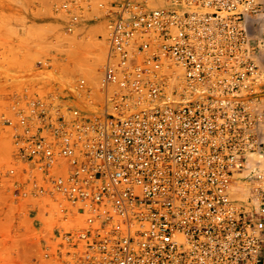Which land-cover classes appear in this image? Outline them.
<instances>
[{
    "label": "built area",
    "instance_id": "1",
    "mask_svg": "<svg viewBox=\"0 0 264 264\" xmlns=\"http://www.w3.org/2000/svg\"><path fill=\"white\" fill-rule=\"evenodd\" d=\"M74 6L60 5L72 12L67 31ZM262 7L121 0L109 9L98 113L54 94L12 100L3 121L24 177L17 193L68 206L44 258L262 264L264 72L251 22ZM237 178L249 186L243 203Z\"/></svg>",
    "mask_w": 264,
    "mask_h": 264
},
{
    "label": "rangeland",
    "instance_id": "2",
    "mask_svg": "<svg viewBox=\"0 0 264 264\" xmlns=\"http://www.w3.org/2000/svg\"><path fill=\"white\" fill-rule=\"evenodd\" d=\"M65 1L0 0V264H57L43 257V245L55 246L57 231L68 226L63 218L68 206L60 196L54 200L17 193L24 177L13 158L11 128L3 121L12 100L54 94L66 106L94 113L100 109L109 9L121 0H74L77 21L72 31H67L72 12L60 8ZM257 1L263 7L252 16V42L264 69V0ZM91 67L96 69L94 78ZM81 79L84 85L79 87ZM259 168L264 173V167ZM247 187L246 182L243 197L237 198L242 203L250 196Z\"/></svg>",
    "mask_w": 264,
    "mask_h": 264
},
{
    "label": "bare ground",
    "instance_id": "3",
    "mask_svg": "<svg viewBox=\"0 0 264 264\" xmlns=\"http://www.w3.org/2000/svg\"><path fill=\"white\" fill-rule=\"evenodd\" d=\"M104 24H102V26H103ZM104 28V27H103ZM103 32V31H102ZM105 32V31H104ZM105 35V34H104ZM106 43V42H105ZM102 44V43H101ZM100 46V45H99ZM101 50V49H100ZM98 51V50H97ZM98 54V53H97ZM94 64L96 65L97 63H95V60H96V62H97V56L96 55H94ZM68 64V63H67ZM66 64V65H67ZM73 64H71V66H72ZM76 65H79L78 63L76 64ZM68 66H69V64H68ZM95 67V66H94ZM94 67H91V70L89 71V75L92 77V78H94L95 77V68ZM264 70V69H263ZM69 90V89H68ZM260 97V96H259ZM260 99H261V97H260ZM262 101V100H261ZM1 142V141H0ZM2 144H3V142H1ZM0 143V147L1 146H3L2 144ZM258 157V156H257ZM259 157L261 158H259L261 161H263V162H261L260 161V163H262V164H260V166H262V167H264V157L263 156H260L259 155ZM256 158V157H255ZM255 160V159H254ZM257 160V159H256ZM256 160H255V162H256ZM245 185H246V182L243 180V179H241V178H237L236 179V181H235V183H233V185H232V191H233V196L235 197V198H241V197H243L242 195V191L245 189Z\"/></svg>",
    "mask_w": 264,
    "mask_h": 264
},
{
    "label": "crops",
    "instance_id": "4",
    "mask_svg": "<svg viewBox=\"0 0 264 264\" xmlns=\"http://www.w3.org/2000/svg\"><path fill=\"white\" fill-rule=\"evenodd\" d=\"M252 22V20H251ZM263 93H264V88H263ZM261 99H264V94L260 95ZM264 101V100H262ZM262 156L264 157V148H263V152H262ZM263 186H264V181H263ZM261 257H262V264H264V242H263V246H262V250H261Z\"/></svg>",
    "mask_w": 264,
    "mask_h": 264
}]
</instances>
